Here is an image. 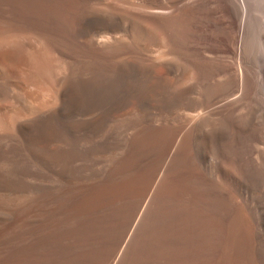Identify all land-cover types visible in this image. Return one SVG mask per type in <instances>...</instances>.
<instances>
[{"label": "bare ground", "instance_id": "bare-ground-1", "mask_svg": "<svg viewBox=\"0 0 264 264\" xmlns=\"http://www.w3.org/2000/svg\"><path fill=\"white\" fill-rule=\"evenodd\" d=\"M251 14L0 0V264H264L239 116Z\"/></svg>", "mask_w": 264, "mask_h": 264}, {"label": "rangeland", "instance_id": "rangeland-1", "mask_svg": "<svg viewBox=\"0 0 264 264\" xmlns=\"http://www.w3.org/2000/svg\"><path fill=\"white\" fill-rule=\"evenodd\" d=\"M251 3L252 14L247 28L246 65L252 77V90L250 98L244 100L243 104H245L240 108L239 116L243 117L242 120L245 118L243 123L248 128L241 140L247 149L244 155L251 158L255 167L254 176L244 185V192L253 202L256 215L264 228V0H251ZM229 60L231 66L233 62ZM198 78L197 72L190 70L182 74L181 82L191 86L198 84L197 86L200 87ZM218 78H223V74Z\"/></svg>", "mask_w": 264, "mask_h": 264}]
</instances>
